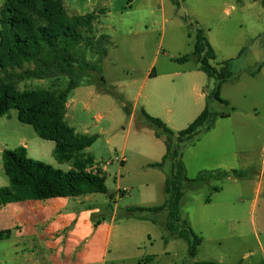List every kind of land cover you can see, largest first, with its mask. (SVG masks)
Segmentation results:
<instances>
[{
	"label": "rangeland",
	"instance_id": "374dc122",
	"mask_svg": "<svg viewBox=\"0 0 264 264\" xmlns=\"http://www.w3.org/2000/svg\"><path fill=\"white\" fill-rule=\"evenodd\" d=\"M70 1L72 9L69 2L65 7L69 16L97 15L93 33L82 31L84 36H108V57L69 96L74 118L68 122L78 134L97 137L89 154L103 167L110 163L109 191L118 193L120 185L126 192L118 200L110 192L96 194L90 202L96 219L110 220L116 212L112 247L123 242L119 255L127 259L115 264H136L153 256L160 259L148 264H195L194 259L197 264H264V0H179L180 7L169 0L164 5L161 0ZM4 3L0 0V40ZM185 17L198 23L216 47L214 65L229 58L235 74L233 81L222 86L221 97L227 104L213 99L210 104L212 111L229 118H218L210 132H203L182 149L187 176L195 179L200 169H206L244 177L231 175L186 192L182 217L202 244L192 258L187 255L188 245L176 240L170 258L164 255L162 240L170 234L167 213L130 214L128 210L161 206L167 199L160 170L148 168L161 161L165 144L144 118L143 101L147 97L161 111L172 109L179 115L195 106L193 83L184 81L195 63L179 61L194 51V34ZM87 58L96 63L99 56L89 52ZM152 72L161 77L146 82ZM202 75L209 82L204 86L209 96L216 81ZM67 84L68 79L54 88L49 80L25 81L19 90H64ZM200 150L206 162L198 157ZM51 158L40 159L53 166ZM122 158L124 165L117 163ZM8 184L0 168V188ZM8 245L0 243V255Z\"/></svg>",
	"mask_w": 264,
	"mask_h": 264
},
{
	"label": "trees",
	"instance_id": "16d2710c",
	"mask_svg": "<svg viewBox=\"0 0 264 264\" xmlns=\"http://www.w3.org/2000/svg\"><path fill=\"white\" fill-rule=\"evenodd\" d=\"M169 1L178 7L181 5L179 0ZM96 19L95 12L69 16L64 0H5L1 11L0 118L16 110L21 123L32 126L41 139L55 142L53 156L57 162L72 163L73 169L64 172L34 161L29 158L25 147L3 151L4 170L10 183L8 187L0 188V206L109 193L103 169L95 168L94 158L85 153L96 143L97 137L76 134L65 120L70 94L82 80L93 77L91 72H98L109 54L108 36L94 39L83 35L82 31L93 33ZM185 21L194 34V51L179 61H196L199 70L216 81V87L207 97V106L201 115L177 134L161 119L143 111L146 121L156 129V138L163 140L166 147L161 162L148 168L164 171L168 164L171 165L164 185L167 200L161 206L132 208L128 212L152 215L166 212L167 230L172 237L188 245V254L194 258L202 239L182 217L186 192L196 191L214 180H224L231 175L244 176L237 172L219 171L201 172L195 179L187 176L182 149L203 132H210L218 118H229L228 114L212 111L210 104L211 99L227 104L221 97L222 86L233 81L235 74L231 60L218 67L214 65L216 52L205 30L188 17ZM89 52L99 56L96 63L88 61ZM259 71L260 68L256 69L252 75ZM63 79H68L64 90H19L20 84L25 81L49 80L54 88ZM110 197L113 198L112 195ZM9 238V232H0V241Z\"/></svg>",
	"mask_w": 264,
	"mask_h": 264
},
{
	"label": "crops",
	"instance_id": "0c3cea01",
	"mask_svg": "<svg viewBox=\"0 0 264 264\" xmlns=\"http://www.w3.org/2000/svg\"><path fill=\"white\" fill-rule=\"evenodd\" d=\"M165 1L167 0H161L163 5ZM64 2L65 7L68 2L71 5L70 0L68 2L64 0ZM225 13L228 16H232V12L228 9L225 10ZM146 31H149L148 27H146ZM208 40L214 48L217 57L218 51L216 47L209 38ZM226 61H230V59L227 58L222 63ZM194 63L195 66L189 69L185 73L186 76H184L186 77L184 78L185 82L193 83L194 108H190L186 114L179 115L177 111H173L172 109L167 110V112L161 111L157 106H154V103H152L154 101L150 102L147 97L142 103L147 114L151 117L161 119L176 134L188 128L207 106L208 94L205 92L204 86L209 82L205 80L202 75L205 73L199 70L196 61ZM160 77L161 75H154V72H152L146 78V82L151 79L158 80ZM14 111L16 113H11L9 116L0 118V168L4 170L3 151H14L20 147H25L30 159L44 163L40 158L43 159L51 155V161L54 162L52 163L53 166H50L64 172L71 171L73 169L72 163H59L54 158L55 142L41 139L32 126L19 121L18 112L16 110ZM73 118V112L68 99L65 120L69 124L68 120H72ZM76 134L78 133L76 132ZM92 147L88 148L85 153L91 155L89 154V150ZM202 151L204 150H200L198 157L206 162L205 152ZM165 154L166 147L165 151L161 152L160 158H163ZM92 157L95 160V168L100 167L103 169L107 177L110 163L108 162L103 167L96 157ZM118 162L124 165L126 164V159L122 158L121 160H117ZM185 165L187 175L190 176L186 161ZM170 169L171 165L168 164L164 171H160L162 186L165 185L166 173ZM218 171L230 173L228 170ZM201 172L216 171L200 169L196 173V177ZM120 188L119 185L117 187L118 193L116 194L108 189L112 196L115 197V200L123 197L126 193ZM93 197L94 195H87L78 198L26 201L0 206V232L10 233L9 239L0 241V243H9V247L6 248L4 254L0 255V264H115L125 261L127 258L119 255V251L123 249V242L120 246L116 245L115 249L112 247L117 229L116 212L111 215L110 220L106 218L104 221L96 219L94 206L90 204L93 201ZM162 240L166 244L164 255L170 257V248L178 239L169 234ZM260 246L262 247L261 243ZM187 255L190 257L189 254ZM159 259L160 257L153 256L141 261L144 263L138 262L136 264L155 263ZM193 263L197 264L195 259ZM182 264L187 263L184 262Z\"/></svg>",
	"mask_w": 264,
	"mask_h": 264
}]
</instances>
